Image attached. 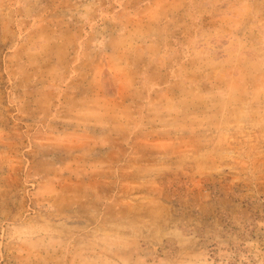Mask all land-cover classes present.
<instances>
[{"label":"rangeland","instance_id":"rangeland-1","mask_svg":"<svg viewBox=\"0 0 264 264\" xmlns=\"http://www.w3.org/2000/svg\"><path fill=\"white\" fill-rule=\"evenodd\" d=\"M0 264H264V0H0Z\"/></svg>","mask_w":264,"mask_h":264}]
</instances>
